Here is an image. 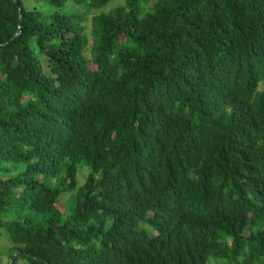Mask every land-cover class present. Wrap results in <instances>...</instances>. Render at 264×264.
<instances>
[{"label": "trees", "instance_id": "trees-1", "mask_svg": "<svg viewBox=\"0 0 264 264\" xmlns=\"http://www.w3.org/2000/svg\"><path fill=\"white\" fill-rule=\"evenodd\" d=\"M47 1L0 0L10 264H264V0H124L88 55L110 0Z\"/></svg>", "mask_w": 264, "mask_h": 264}, {"label": "rangeland", "instance_id": "rangeland-1", "mask_svg": "<svg viewBox=\"0 0 264 264\" xmlns=\"http://www.w3.org/2000/svg\"><path fill=\"white\" fill-rule=\"evenodd\" d=\"M23 5L26 8H32L36 7L42 11L45 12H50L55 9H59L64 12H73V11H80L83 10V7L81 4H75L73 2L67 1L63 6H58L54 7L49 4L47 0H22ZM153 1H151L152 3ZM124 0H110L105 6H102L97 9H93L91 13L87 14V21L85 24V37L87 39V48H86V53L88 55L89 50L91 49L92 46V41H93V34H91V29H90V18L92 14H97L102 11H106L109 8H112L118 4H123ZM88 172V166L81 162L77 164V173H76V179H77V186L82 184L86 174ZM72 192H65L62 193L59 196V201L57 205L59 208L67 214L69 211V202H70V197H71ZM11 246L12 242L10 237L8 236L6 230L2 225H0V264H10L11 263ZM15 264H27V261L21 257H18L17 260L15 261ZM206 264H223V262L215 258L214 256H209Z\"/></svg>", "mask_w": 264, "mask_h": 264}]
</instances>
